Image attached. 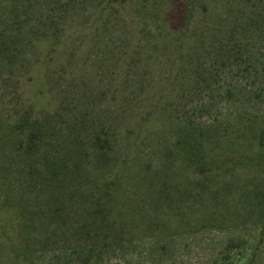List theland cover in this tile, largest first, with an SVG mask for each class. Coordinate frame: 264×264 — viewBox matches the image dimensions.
Here are the masks:
<instances>
[{
    "label": "rangeland",
    "instance_id": "374dc122",
    "mask_svg": "<svg viewBox=\"0 0 264 264\" xmlns=\"http://www.w3.org/2000/svg\"><path fill=\"white\" fill-rule=\"evenodd\" d=\"M189 3L0 0V159L15 140V116L5 110L21 104L20 96L39 108L76 106L109 98L116 88L125 90L121 103L134 104L136 120L152 105L163 108L117 185L124 240L19 254L17 216L0 208V264H264V0H191L195 19L188 25ZM185 33L195 52L181 56L174 48ZM202 43L227 55H215L210 68L213 56ZM72 59L80 62L71 76L65 69ZM194 66L209 68L207 81L199 83ZM183 122L204 139L207 160L222 153L241 159L195 175L182 155L176 160L166 149ZM132 137L116 130L117 158ZM22 170L4 167L6 182L19 180ZM5 195L3 187L0 201L20 202ZM159 222L173 228L170 234H152Z\"/></svg>",
    "mask_w": 264,
    "mask_h": 264
},
{
    "label": "trees",
    "instance_id": "16d2710c",
    "mask_svg": "<svg viewBox=\"0 0 264 264\" xmlns=\"http://www.w3.org/2000/svg\"><path fill=\"white\" fill-rule=\"evenodd\" d=\"M189 1L188 25L195 19ZM210 24L202 34H211L213 25ZM218 27L221 29L223 26ZM223 31V43L227 45L231 36ZM190 38L185 33L174 48L181 56L195 52ZM240 48L244 50L245 47ZM200 50L207 56H213L210 62L215 55L224 57L228 52L225 48L216 52L205 43L201 44ZM125 54H128L127 50ZM79 62L72 59L65 72L74 75L73 69H78ZM130 65L128 62L127 66ZM212 66L214 63L210 68ZM128 67L127 70L124 67L123 74L127 82ZM198 67L194 66L193 71L198 79L201 77L199 83L207 81L209 68L200 71ZM1 77L5 79L6 76L0 68ZM6 79L13 80L14 76ZM120 91L115 88L109 98L101 97L90 104L74 106L56 102L49 104L48 108H39L20 96L17 100L21 104H11L6 108L5 111L15 116L11 124L15 140L13 148L4 152L0 159V189L4 187L6 197H18L20 202L9 204V201H0V208L11 210L17 216L18 246L14 252L44 251L56 244L58 247L94 249L124 240L125 213L118 205L117 185L129 169L131 154L138 147L141 134L147 132L163 108L152 105L136 120L134 104L125 98L121 103L118 96L124 95L125 90ZM116 130L133 134L123 146L124 153L119 158L116 157ZM166 149L174 151L175 156L182 155L185 165L192 168L195 175L220 170L231 162L236 163L235 157L239 158L238 155L230 157L222 153L216 160H207L204 139L195 125L189 122L177 124L173 144H166ZM8 165L23 167L24 172L15 183L6 182L3 168ZM258 189L263 190V186ZM182 227L184 224L179 222L175 229ZM172 229L159 222L153 225L152 234L161 236L164 231L170 234Z\"/></svg>",
    "mask_w": 264,
    "mask_h": 264
}]
</instances>
